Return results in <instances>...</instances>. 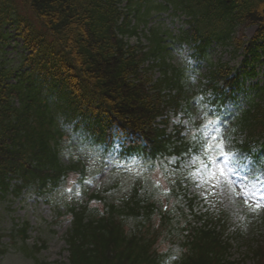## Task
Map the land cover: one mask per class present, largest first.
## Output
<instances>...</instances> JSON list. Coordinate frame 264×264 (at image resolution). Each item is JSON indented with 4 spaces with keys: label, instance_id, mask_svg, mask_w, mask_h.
Here are the masks:
<instances>
[{
    "label": "trees",
    "instance_id": "16d2710c",
    "mask_svg": "<svg viewBox=\"0 0 264 264\" xmlns=\"http://www.w3.org/2000/svg\"><path fill=\"white\" fill-rule=\"evenodd\" d=\"M18 1L0 0V7L7 3L2 11H11L4 20L18 25L29 51L17 69L0 62V197L33 189L64 202L59 214L63 208L71 220L65 237L69 264H235L225 238L231 218L194 210L181 164L208 155L213 138H222L215 132L206 139V129L194 123L195 105L203 101L198 96L207 93L217 118L227 102L235 106L225 144L264 161V88L254 86L255 97L247 96L251 72L215 63L208 53L218 42L234 53L244 49L248 66L264 64V0H125L127 12L119 7L124 0ZM170 8L189 18V29L173 34L152 26L144 34L147 49L122 38L135 35L141 20L147 26L152 11ZM249 26L257 32L245 48L242 31ZM183 44L206 62L205 82H193L176 60V47ZM242 94L247 109L238 105ZM180 112L192 128L179 126L169 134L170 114ZM70 125L105 151L121 134L119 158L149 163L152 171L144 174L150 177L117 191L99 186L89 195L93 169L72 151ZM156 170L167 183L153 180ZM263 222L247 255L254 264H264ZM27 229L14 225L10 241L34 259Z\"/></svg>",
    "mask_w": 264,
    "mask_h": 264
},
{
    "label": "rangeland",
    "instance_id": "374dc122",
    "mask_svg": "<svg viewBox=\"0 0 264 264\" xmlns=\"http://www.w3.org/2000/svg\"><path fill=\"white\" fill-rule=\"evenodd\" d=\"M161 1V0H158ZM7 4V3H6ZM3 4L0 7V20L2 28L0 30V60L6 62L9 66H14L19 63L21 55L24 53V46L17 31L15 24L10 20H4V16L11 11L2 8L7 5ZM125 3H122V7ZM171 13L154 14L151 18V24H159L165 29H170L178 33L180 29L187 28V17L178 13L177 16H170ZM143 26V25H141ZM143 27H141L142 29ZM240 27L236 28L237 36ZM257 27H246L242 34L245 37V42L252 40L256 34ZM241 32V31H240ZM137 38V37H136ZM144 39V37H141ZM145 42V40H142ZM134 44L136 39L133 37L129 40ZM189 46L183 45L177 50L178 58L184 61L190 59L191 51ZM212 60L215 63L228 64L230 67L242 71L245 67V50H240L234 53L231 47H222L214 45L212 49ZM190 74L193 78L198 77L197 70L194 71L195 63H189ZM204 72V68L200 69V73ZM258 75L253 82H264L263 68L257 67ZM264 104V101H263ZM182 117V115H180ZM180 122V117H171V130ZM185 123V122H184ZM73 150L80 155L84 160L88 161L94 171L101 170L88 182V186L95 188L98 185L116 184V181L110 182V179L124 180L125 177H120V174L115 172L116 168H130V165H123L117 161H109L108 157L89 145L84 139H78V133L73 134ZM116 140V148L119 149V141ZM214 159L212 170L195 171L186 183L191 197L198 198L199 206L203 210L209 212H217L225 210L231 214V224L229 225L228 234L240 238L231 239V249L229 258L237 264H253V261L246 257L249 247L254 241L253 230L256 221L264 216V174L258 177L254 176L251 169L250 160H247L244 166L233 163V157L228 154L227 149H219ZM132 171L131 176L138 177L140 170ZM159 173L155 172L156 180L161 178ZM73 181V180H72ZM124 185V182L122 183ZM74 184L69 186V191H73ZM67 198V197H66ZM62 199H65L62 197ZM59 199L51 198L47 201L46 196H39L34 190H25L20 197L6 196L0 199V248L5 250V253L0 254V264H37L25 256L23 251L9 245L10 229L13 224L22 226L25 222L30 225L29 229V249L33 245H41V241L46 242V247L37 254L40 263L47 264H68L67 245L64 241V236L70 226L68 219L59 218L57 215L58 207L63 204ZM257 230V229H256Z\"/></svg>",
    "mask_w": 264,
    "mask_h": 264
},
{
    "label": "clouds",
    "instance_id": "9594fccd",
    "mask_svg": "<svg viewBox=\"0 0 264 264\" xmlns=\"http://www.w3.org/2000/svg\"><path fill=\"white\" fill-rule=\"evenodd\" d=\"M189 62H190V63H194V61H191V60H190ZM199 73H200V70L197 69V75H199ZM192 79H193L194 82L197 81V77H195V76H194ZM212 96H213V95H212Z\"/></svg>",
    "mask_w": 264,
    "mask_h": 264
}]
</instances>
